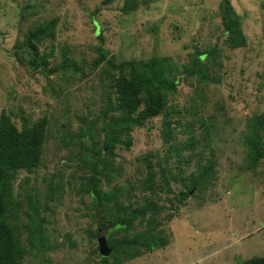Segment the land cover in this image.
<instances>
[{"label":"rangeland","instance_id":"rangeland-1","mask_svg":"<svg viewBox=\"0 0 264 264\" xmlns=\"http://www.w3.org/2000/svg\"><path fill=\"white\" fill-rule=\"evenodd\" d=\"M102 1L0 0V113L18 128L48 120L39 166L18 169L10 179L8 222L20 240L21 264H110L115 258L100 255L97 237L113 233V221L128 230L116 235L146 230L154 239L152 250L119 253L117 264H236L264 255V157L250 166L245 143L251 121L264 115V0H229L245 35L237 48L225 42L223 0L138 1L134 11L126 10L125 0ZM36 26L39 42L24 46ZM99 44L115 63L159 58L169 65L178 81L166 111L178 143L192 133L203 136V128L209 138H199L200 155L185 164L190 150L181 152L180 161L173 149L166 155L162 115L122 135L107 156L116 169L100 182L102 192H122L125 211L117 218L105 210L107 203L100 214L81 189L89 170L78 136L87 137L90 129L91 140H103V111L119 116L108 87L118 70L105 61L92 66ZM213 47V58L204 59L203 51ZM199 55L210 80L187 75ZM65 62L79 71L64 70ZM204 166L207 178L199 170ZM150 170L156 183L142 189ZM189 185V196L179 202L176 195ZM144 204L148 211L140 218L136 207ZM40 210L38 227L31 218Z\"/></svg>","mask_w":264,"mask_h":264},{"label":"trees","instance_id":"trees-1","mask_svg":"<svg viewBox=\"0 0 264 264\" xmlns=\"http://www.w3.org/2000/svg\"><path fill=\"white\" fill-rule=\"evenodd\" d=\"M112 0H103L102 4H108ZM145 5L150 0H125L124 6L127 9L134 11L137 7V2ZM223 6L221 7V18L222 23L225 25V42L230 48H237L245 45V35L243 34L241 28V19L236 14L232 6H230L229 0L222 1ZM99 7L95 9L98 11ZM40 26H36L34 29L28 31L26 34V40L24 46H36L32 43V40L39 42L40 40ZM98 37L103 40L102 36L98 34ZM98 55L93 60V67L99 66L102 62H106L109 66L117 69L118 74L114 76L108 83V87L114 90L115 96L114 100L116 102V108L119 112V116L114 117L109 110L105 108L102 115V129L103 136L100 141H93L90 129H87L86 136L79 135L80 140V159L82 164H86L87 170H89V175L82 178L81 189L84 193H88L92 200V207H98L99 213L101 214L100 208H104L107 203V208L105 210H110L118 217V211L122 209L125 211V206L119 204V198L122 192L116 189L102 192L100 188L101 178H110L112 172L115 171L116 165L113 164V160L107 158L108 155L114 153L115 146L121 144L124 140L121 136L128 134L130 130L134 127H139L144 124V122L151 117L162 115L163 120V140L168 144V150L166 152L167 157L170 156L172 149L174 150L178 161L181 160L180 154L184 150H190L188 158L184 159L185 164H189L190 157L193 154L200 155V151H196L197 143L199 138H208V129L203 128L201 134L203 136L196 137L193 133L188 137L186 143H178L179 139L177 135H174L176 126L172 124L171 119L168 117L167 110V95L170 91H174L177 79L175 75L170 76L168 71L170 66H164L159 58L152 59L149 61L143 60H133V61H121L115 63L111 60L106 59L105 53L99 44L97 46ZM217 49L215 47L211 49H206L202 54H206L207 57H212L216 53ZM37 53V52H35ZM199 54V53H198ZM213 58V57H212ZM202 55L197 56L193 61L192 69H189L187 75H195L200 80H210V76L207 74L206 66L202 67ZM108 60V61H107ZM36 67L39 65L38 62H32ZM205 65V64H204ZM42 69H46L45 63H41ZM64 70L79 71L75 66L74 62H65L61 65ZM128 70L125 71V70ZM48 71H52L51 69ZM113 75V74H111ZM111 99L107 102L110 104ZM110 109V107L108 106ZM197 121H202L201 118ZM178 121H176L177 124ZM48 124V120L45 116L34 121L30 125L23 124L22 128H18L16 123L11 120L8 113L4 110L0 113V264H21V254L23 255V250L20 247V240L14 235L11 224L8 222V210L10 206V179L12 173L18 169L32 170L39 166L42 159L43 145L45 142V132ZM189 123L188 125H191ZM203 124V123H202ZM192 131V127L188 128ZM89 137V138H88ZM89 142H88V140ZM209 139V138H208ZM264 115L255 117L254 121H251L249 125V131L245 138L246 146L249 149L250 166L255 165L260 159L264 157ZM172 147V148H171ZM92 160L89 162V160ZM200 167V165H199ZM202 168V167H201ZM201 175L208 177L207 174L210 173L209 168L206 166L203 169H199ZM154 174L150 170L148 176L143 179L141 185L142 189L151 187L156 183L154 180ZM200 179H196L194 184H198ZM204 184V183H203ZM192 186H188L184 191H180L176 195V199L179 202H183L190 194ZM104 204V205H103ZM117 206L112 209L113 205ZM151 203H148L150 205ZM145 206L136 207V213L141 214L142 218L148 211L147 204ZM153 208L156 206H152ZM42 210L37 214L38 217L31 218L32 223L36 226L42 224ZM103 220V219H102ZM155 215L152 221H155ZM103 222V221H102ZM101 222V223H102ZM104 223V222H103ZM102 223V224H103ZM130 226V220L127 221ZM33 225V226H35ZM123 224L113 221L110 228L113 233H110L108 237L104 236L108 246L112 249L111 255L115 259L110 264H117L120 262L118 259L119 253L124 252L125 255L133 256L130 252L131 249L137 247H144L145 249L152 250L153 247V235L146 230H140L135 233L134 236L128 237L125 233L124 235H116L117 231H128L123 230ZM108 228V227H107ZM118 228V229H117ZM127 228V227H126ZM125 228V229H126ZM116 229V230H115ZM130 230V229H129ZM97 237V238H98ZM134 240H136L134 242ZM165 242V241H164ZM162 241V244L164 243ZM98 243V242H97ZM104 264L106 260L103 259ZM236 264H264V255L253 256L247 258L246 260H240Z\"/></svg>","mask_w":264,"mask_h":264},{"label":"water","instance_id":"water-1","mask_svg":"<svg viewBox=\"0 0 264 264\" xmlns=\"http://www.w3.org/2000/svg\"><path fill=\"white\" fill-rule=\"evenodd\" d=\"M98 242V251L102 257H107L111 253V248L108 246L106 239L104 236H100L97 238Z\"/></svg>","mask_w":264,"mask_h":264}]
</instances>
